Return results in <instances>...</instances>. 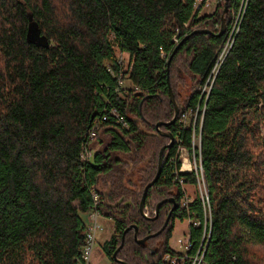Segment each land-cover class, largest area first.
<instances>
[{
    "label": "trees",
    "instance_id": "16d2710c",
    "mask_svg": "<svg viewBox=\"0 0 264 264\" xmlns=\"http://www.w3.org/2000/svg\"><path fill=\"white\" fill-rule=\"evenodd\" d=\"M241 1L229 0L219 34L224 2L200 15L197 0H0V264H85L81 213L95 207L116 225L103 244L110 264H166L176 221L189 212L202 222L191 227L193 252L199 249L205 212L200 197L181 205L169 162L177 143L166 148L144 205L154 209L174 197L168 225L162 228L171 201L156 218L141 213L140 201L170 141L164 133L192 149L193 129L181 117L204 106L201 157L212 217L204 259L264 264V0L247 1L208 98L195 91ZM126 79L132 86L120 87ZM170 88L180 112L165 124L175 114ZM111 105L128 127L109 115L90 139L88 129ZM87 142L94 152L83 160ZM134 225L140 239L160 232L142 245L134 228L125 232Z\"/></svg>",
    "mask_w": 264,
    "mask_h": 264
},
{
    "label": "built area",
    "instance_id": "2783aa9c",
    "mask_svg": "<svg viewBox=\"0 0 264 264\" xmlns=\"http://www.w3.org/2000/svg\"><path fill=\"white\" fill-rule=\"evenodd\" d=\"M248 0H242L239 9L235 12H232V18L229 20V32L227 36V40L219 54L218 60L216 61L211 73L207 77L206 81L203 85H198L195 89L197 93L200 94L202 98H208L212 85L215 81V78L218 74L221 64L225 61L236 37V34L239 31L240 24L242 21L243 13L245 11V7L247 6ZM204 0H197L196 7H200L204 4ZM177 41V40H176ZM123 56V55H122ZM124 59L121 57L120 62H123ZM125 80H120V87H123ZM205 106L200 111V108L197 107L195 110L193 108L187 109L181 117V122L183 123V128L192 127V149H189L184 145L182 138H177L176 143L178 144L177 152L174 156L170 158V163H174L173 176L174 180L179 182L183 195L181 199V205L183 207L188 208L189 204L193 202V198L190 197L185 189V186L188 184L185 180V177L182 174H194L196 181L193 185L196 186V189L199 192V196L203 203V208L205 212V232L204 239L202 241L201 247L193 252V242L191 240V227H199L202 222L200 219L192 218L190 216L186 218L189 222V230L182 235V237L178 238L177 244L178 247L173 246L171 244L170 248L173 252L167 253L163 261L166 264H207L204 259L205 249H206V233H208V221L211 222V207H210V197H209V183L207 176L205 174L202 157H201V129L202 122L204 118ZM109 115L114 118L115 122L122 127H128V123L125 118L122 116L120 111L110 106L109 110H106L101 118L95 119L93 125L88 129V136L90 139H93L96 136L97 130L100 128L103 121L109 120ZM94 150L91 149L88 145V142L85 146L84 151L82 152V159L89 160L92 157ZM193 155V156H192ZM92 197L94 201V205L98 206L101 203L102 197L100 193L93 188ZM148 207H144L143 214L148 217ZM87 216V236H86V246L84 249V263L91 264V255L93 251V247L97 242L98 235L105 229L102 222V215L98 211L97 207L85 213ZM209 234V233H208Z\"/></svg>",
    "mask_w": 264,
    "mask_h": 264
},
{
    "label": "rangeland",
    "instance_id": "374dc122",
    "mask_svg": "<svg viewBox=\"0 0 264 264\" xmlns=\"http://www.w3.org/2000/svg\"><path fill=\"white\" fill-rule=\"evenodd\" d=\"M204 2L205 3L201 6L200 15L213 13L223 2L225 5V0H206ZM228 18H229V15L227 14V19ZM121 57L126 60L128 59L127 58L128 56L126 54H124L123 56L121 55ZM123 86L125 88H130L132 86V83L130 80L126 79L124 81ZM98 148L99 146L97 145V149ZM185 189H186L187 194L193 199L199 196V192L196 189V186L193 185V183H188L185 186ZM150 210H151L150 207H148L149 212ZM81 216L85 219V221H87L86 214L84 215L81 213ZM101 222L105 229L98 235L97 242L95 243L93 247L91 261H90L91 264H110V259L105 255V252L103 250V244L105 243V241H108L109 239H111V237L114 234H116L117 232L116 225L114 221L108 218L101 217ZM188 230H189V222L187 219L183 221L177 220L170 243L173 246L178 247V244H177L178 238L182 237V235H184Z\"/></svg>",
    "mask_w": 264,
    "mask_h": 264
},
{
    "label": "water",
    "instance_id": "95a60500",
    "mask_svg": "<svg viewBox=\"0 0 264 264\" xmlns=\"http://www.w3.org/2000/svg\"><path fill=\"white\" fill-rule=\"evenodd\" d=\"M229 12V0H225V5H224V11H223V14H222V25H221V29H220V32L219 34H223L224 30H225V27H226V22H227V14ZM194 32H204V33H211V31L207 30V29H199V30H195ZM170 97H171V101L174 103V106H175V114H174V117L171 121H168V122H165V124H171V123H174L176 120H177V117L179 115V112H180V108H179V105L175 99V95H174V92L173 90L170 88ZM164 122H158L157 123V128L160 129V126L163 124ZM167 137H169L170 139V142L165 145L164 147H162V149L160 150V153H159V162H158V172H157V175L156 177L145 187L144 189V193H143V196L141 198V201H140V211L141 213L143 214L144 212V205H145V199H146V196H147V193H148V190L151 186H153L155 184V182L157 181L159 175H160V172H161V169H162V162H163V157H164V152L166 150V148H169V147H172L175 143V135H173L172 133H169V132H166L164 133ZM168 200H171V201H175L173 198L172 199H166L164 201H162L161 203H159L157 205V211L159 210L161 204L163 202H166ZM176 206V205H174ZM150 218H154V217H150ZM131 228H134L135 229V239L137 240V242L139 244H142L144 245L146 240L148 239L149 236L145 237V238H138V226L137 225H134V226H130L128 227L126 231H128L129 229ZM125 234V233H124ZM123 238H124V235H123ZM116 255H117V252H115L114 256L116 258ZM117 260L119 261H122L118 258H116ZM124 264H127L125 262H123Z\"/></svg>",
    "mask_w": 264,
    "mask_h": 264
},
{
    "label": "flooded vegetation",
    "instance_id": "af4514ba",
    "mask_svg": "<svg viewBox=\"0 0 264 264\" xmlns=\"http://www.w3.org/2000/svg\"><path fill=\"white\" fill-rule=\"evenodd\" d=\"M176 137H175V143H174V145L176 144ZM170 142V141H169ZM171 158V157H170ZM170 158H169V160H170ZM159 162V161H158ZM174 181V180H173ZM174 182H176V181H174ZM176 183H178V182H176ZM179 185H180V183H178ZM181 186V185H180ZM181 189H182V187H181ZM182 192H183V190H182ZM183 195V194H182ZM174 199L175 200V198L174 197H171V198H167V199ZM181 199H182V196H181ZM166 200V199H165ZM164 201V200H163ZM168 201H171V200H168ZM168 201H166V202H168ZM172 203H173V206H172V208L171 209H168V211H169V214H168V216L166 217V219H165V222H164V225H163V227L162 228H164V227H166L167 225H168V223H169V220H170V217H171V214H172V212H173V209L174 208H176V206H177V202H176V200L175 201H171ZM180 202H181V200H180ZM161 203V202H160ZM164 203V202H163ZM159 204V203H158ZM157 204V205H158ZM174 205H176V206H174ZM145 207H149V206H145ZM151 210H150V212L148 213V217L147 216H145L144 214V216L145 217H147V218H150V217H154V218H156L157 216H158V214H159V210H160V208H159V210L157 211V206H156V208H154V209H152V208H150ZM160 231H157V232H155V233H151V234H149L148 236L150 237V236H154V235H156V234H158ZM174 232V231H173ZM147 237V236H146ZM148 237V238H149ZM172 237V236H171ZM139 238V237H138ZM148 240V239H147ZM146 240V241H147ZM170 240H171V238H170ZM170 240H169V246H171V243H170ZM146 243V242H145Z\"/></svg>",
    "mask_w": 264,
    "mask_h": 264
},
{
    "label": "bare ground",
    "instance_id": "6f19581e",
    "mask_svg": "<svg viewBox=\"0 0 264 264\" xmlns=\"http://www.w3.org/2000/svg\"><path fill=\"white\" fill-rule=\"evenodd\" d=\"M86 246V245H85Z\"/></svg>",
    "mask_w": 264,
    "mask_h": 264
}]
</instances>
